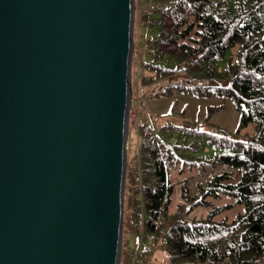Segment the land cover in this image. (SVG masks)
<instances>
[{"label": "water", "instance_id": "water-1", "mask_svg": "<svg viewBox=\"0 0 264 264\" xmlns=\"http://www.w3.org/2000/svg\"><path fill=\"white\" fill-rule=\"evenodd\" d=\"M133 0H0V264H118Z\"/></svg>", "mask_w": 264, "mask_h": 264}, {"label": "trees", "instance_id": "trees-1", "mask_svg": "<svg viewBox=\"0 0 264 264\" xmlns=\"http://www.w3.org/2000/svg\"><path fill=\"white\" fill-rule=\"evenodd\" d=\"M151 3L156 7L152 12L159 34L150 51L157 59H153L154 64L144 61V68L154 75L144 77L141 84L182 72L189 83L200 82L183 88L185 92L193 89L202 97L230 98L239 114L238 129L253 124L254 134L236 140L191 127L159 126L158 118L147 110L140 118L142 107L137 105L133 109L137 163L129 164L128 212L124 216L128 233L136 235L139 253L161 243L169 264H264V0ZM194 28L198 29L197 39L190 37ZM170 88L162 86L151 98H163ZM212 109L219 107L208 106L204 119H209ZM169 112H173L172 107ZM172 130L182 134L180 143L171 141ZM205 139L222 152L197 156ZM177 166L180 173L185 168L198 167L201 173L205 167L214 171L224 166L240 171V175L236 183H231L232 172H212L204 184L195 185L194 195H190L187 179H183L179 183L181 201L169 213L175 187L170 172ZM222 194L243 207L233 220H214L227 205L212 206L205 218L188 220L190 211L209 205L206 197ZM132 254L126 253L129 262ZM141 257L134 256L132 264Z\"/></svg>", "mask_w": 264, "mask_h": 264}, {"label": "rangeland", "instance_id": "rangeland-1", "mask_svg": "<svg viewBox=\"0 0 264 264\" xmlns=\"http://www.w3.org/2000/svg\"><path fill=\"white\" fill-rule=\"evenodd\" d=\"M155 8L152 6L151 0H133L134 17L132 30V51L130 53V83L132 96L126 125V166L123 185V222L121 230L120 258L118 264H132L134 256L136 257L138 254L142 257L140 259L138 258L137 264H163L164 258L167 256V253L161 243L151 246L150 250H144L142 253H139L141 252L140 247L135 245L136 235L128 233L129 229L126 227L124 222V216L126 217L128 212L127 193L129 173L131 171V166H129V164H132V161L133 164L137 163L135 149L137 138L134 134V128H136V110H133L134 108H137V105H141L142 107L139 110L140 118L144 115L143 110H147L152 117L158 118L156 119V123H158L159 126L172 124L175 126L191 127L216 135H227L231 139L236 140H245L247 136L254 134L253 124H248L247 126L238 129L239 114L230 98L222 96L202 97L198 96L193 89L185 92L183 88H189V86L195 85V82L197 84L198 81L189 83V81L186 80L188 79L187 76H185L182 72L172 73L164 79L162 78L157 81L150 82L149 84H141L143 83L144 77H152V75H154V72H150L149 70L147 71V69L144 68L147 67V65L144 64V61L152 62L154 64L155 62H153V59H157L154 58L156 54L151 55L152 52L150 51V48L159 34V27L154 23L157 18L154 15V12H152ZM197 31L198 29L194 28L190 34L191 39H197L195 34ZM166 85L172 86V88L165 92L163 98H151L155 96L154 93L156 91ZM178 87H181L182 89ZM208 106L219 107V109H212L213 111L211 110L210 117L207 120L204 119V117ZM169 107L173 108V112L167 113ZM237 130H239L238 133L236 132ZM181 137L182 134L179 131L172 130L171 141L177 139L178 143H180L181 141L179 139ZM221 152L222 151L218 148L208 144L205 139L200 143V151L196 155L201 158H205ZM223 171L232 172L228 182L236 183L238 181L240 171L229 169L224 166H217L214 171L205 167L201 173L198 172V167H194L192 169L185 168L183 174L179 172V166L172 169L170 172V181L175 185V188L171 196L169 213H172L176 204L181 201L179 197V183L184 178L187 179L186 183L189 187L190 195H194L195 185L197 183L204 184V182L209 179L212 172L221 173ZM206 201L209 202V205L197 206L188 213V220L191 221L205 218L212 206H228V208L222 210L214 216V220L216 221L225 218L230 222L237 213H241L243 211L242 205L235 204V199L228 195L222 194L218 198L206 197ZM128 252L130 254L133 252V258L131 257L132 260L130 258V262L128 258L126 259V253Z\"/></svg>", "mask_w": 264, "mask_h": 264}, {"label": "crops", "instance_id": "crops-1", "mask_svg": "<svg viewBox=\"0 0 264 264\" xmlns=\"http://www.w3.org/2000/svg\"><path fill=\"white\" fill-rule=\"evenodd\" d=\"M183 172H184V170L182 171L181 174H183ZM184 179H185V178H184ZM174 188H175V187H174ZM169 209H170V207H169ZM148 264H152V263H148ZM163 264H169V262H168V260H167L166 257H165V260H164ZM185 264H189V263H185Z\"/></svg>", "mask_w": 264, "mask_h": 264}, {"label": "built area", "instance_id": "built-area-1", "mask_svg": "<svg viewBox=\"0 0 264 264\" xmlns=\"http://www.w3.org/2000/svg\"><path fill=\"white\" fill-rule=\"evenodd\" d=\"M197 84H200V82H198Z\"/></svg>", "mask_w": 264, "mask_h": 264}]
</instances>
